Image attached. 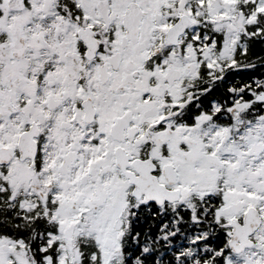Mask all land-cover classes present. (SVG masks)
<instances>
[{
	"label": "snow or ice",
	"instance_id": "obj_1",
	"mask_svg": "<svg viewBox=\"0 0 264 264\" xmlns=\"http://www.w3.org/2000/svg\"><path fill=\"white\" fill-rule=\"evenodd\" d=\"M0 264H264V0H0Z\"/></svg>",
	"mask_w": 264,
	"mask_h": 264
}]
</instances>
